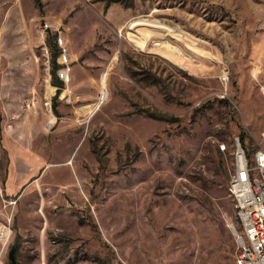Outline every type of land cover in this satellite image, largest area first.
I'll use <instances>...</instances> for the list:
<instances>
[{
	"label": "rangeland",
	"instance_id": "1",
	"mask_svg": "<svg viewBox=\"0 0 264 264\" xmlns=\"http://www.w3.org/2000/svg\"><path fill=\"white\" fill-rule=\"evenodd\" d=\"M237 137L264 149V0H0V264H236Z\"/></svg>",
	"mask_w": 264,
	"mask_h": 264
},
{
	"label": "built area",
	"instance_id": "2",
	"mask_svg": "<svg viewBox=\"0 0 264 264\" xmlns=\"http://www.w3.org/2000/svg\"><path fill=\"white\" fill-rule=\"evenodd\" d=\"M67 61L65 57V65L58 70L63 81L70 79L71 67ZM107 97L103 81L100 102ZM234 145V169L229 190L238 219V226H233L238 245L236 264H264V149H258L251 157L240 137L235 139ZM220 149L228 151L227 144H220Z\"/></svg>",
	"mask_w": 264,
	"mask_h": 264
},
{
	"label": "trees",
	"instance_id": "3",
	"mask_svg": "<svg viewBox=\"0 0 264 264\" xmlns=\"http://www.w3.org/2000/svg\"><path fill=\"white\" fill-rule=\"evenodd\" d=\"M37 4H41V0H35ZM60 68V64H58L57 62V57L55 56L54 58V67L52 69V83L53 85L57 86L58 87V91H57V94L56 96L53 98V105H54V108H55V113L58 115L59 114V111L56 110V107H57V100L60 96V93L61 91L64 89L65 87V82L60 78L59 74H58V70ZM227 152V151H226ZM224 152L223 151H220V154L222 155ZM223 168V165L221 166ZM225 168V167H224ZM227 172V170H226ZM228 180L230 182V178H231V175L229 176L228 175Z\"/></svg>",
	"mask_w": 264,
	"mask_h": 264
},
{
	"label": "water",
	"instance_id": "4",
	"mask_svg": "<svg viewBox=\"0 0 264 264\" xmlns=\"http://www.w3.org/2000/svg\"><path fill=\"white\" fill-rule=\"evenodd\" d=\"M10 263L9 264H17V246H13L10 251Z\"/></svg>",
	"mask_w": 264,
	"mask_h": 264
}]
</instances>
